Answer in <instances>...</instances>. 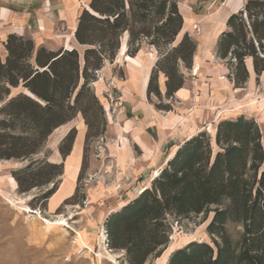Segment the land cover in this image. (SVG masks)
Returning <instances> with one entry per match:
<instances>
[{
	"label": "trees",
	"instance_id": "16d2710c",
	"mask_svg": "<svg viewBox=\"0 0 264 264\" xmlns=\"http://www.w3.org/2000/svg\"><path fill=\"white\" fill-rule=\"evenodd\" d=\"M182 0H90L79 17L75 38L86 46L50 50L32 38L10 34L7 55L0 56V160L29 159L60 126L82 113L88 136L95 127L93 106L99 104L91 82L113 61L127 36V54L136 56L146 45L160 55L147 95L162 97L184 84L182 68H192L198 42L185 32ZM88 8V9H87ZM216 43L236 87L243 86L251 68L264 76V0H246L232 13ZM22 90L12 93L13 89ZM77 135L73 128L59 151L70 155ZM55 170V172H50ZM64 163L32 160L14 170L19 192L54 183L41 198L58 190ZM213 214L207 230L211 242L191 241L176 249L168 264H264V133L253 117L224 118L214 132L201 130L179 143L149 185L112 210L104 222L108 247L124 252L127 264H145L160 257L170 243L175 222ZM228 223L240 225L234 237Z\"/></svg>",
	"mask_w": 264,
	"mask_h": 264
},
{
	"label": "rangeland",
	"instance_id": "374dc122",
	"mask_svg": "<svg viewBox=\"0 0 264 264\" xmlns=\"http://www.w3.org/2000/svg\"><path fill=\"white\" fill-rule=\"evenodd\" d=\"M87 1L76 3L75 15L60 24L56 33L33 38L36 47L46 39L48 45L76 47L83 55L86 46L75 42L72 31L76 14L89 7ZM227 1H181L186 26L177 42L188 32L198 47L192 68H182L186 79L179 94L166 95V76L161 73L162 97H148L143 78L146 72L150 78L159 52L146 45L130 56L124 36L115 60H106L91 82L102 106L94 105L90 112L95 120L91 135L80 112L57 128L31 158L0 160V264H127L124 252L108 247L106 217L149 185L179 143L201 130L213 133L220 120L242 114L255 118L264 133V76L257 77L249 62V80L236 87L226 61L216 56L217 39L227 28ZM6 55L0 49L3 59ZM21 90L14 88L12 93ZM73 128L79 147L64 159L59 146ZM46 159L64 163V173L56 179L55 199H59L53 211L49 210L51 198L46 201L41 196L54 183L19 192L12 175L32 160ZM212 216L175 222L168 247L145 264H168L171 254L191 241L211 242L207 226ZM228 229L234 237L242 230L235 223H228Z\"/></svg>",
	"mask_w": 264,
	"mask_h": 264
},
{
	"label": "crops",
	"instance_id": "0c3cea01",
	"mask_svg": "<svg viewBox=\"0 0 264 264\" xmlns=\"http://www.w3.org/2000/svg\"><path fill=\"white\" fill-rule=\"evenodd\" d=\"M78 1H84V0H0V49H5V42L10 34H17L21 36L28 35L32 39L33 38L40 39L43 38V36L56 33L58 31V27L60 26V24L69 21V18L72 15H75L74 13L77 11L76 7H78L76 3ZM87 2H90V0H88ZM245 2L246 0H228L226 2V6L224 10V15H225L224 23L227 22V19L232 13L240 10L244 6ZM85 6L87 5L85 4ZM77 14H76V21L74 22V29L72 33L75 42L78 45H80L75 38V31L77 28L78 17H79L78 16L79 14L78 15ZM184 19H185V24H184V29H185L186 26L185 15H184ZM41 45L47 47L50 50H55V51L61 48L63 49L76 48L64 44L58 47H54L48 45L46 39L44 40V42L41 43ZM146 73H147L146 80L143 78V90L147 92L149 73L148 72ZM164 87L166 89L165 81H164ZM181 89H183V87ZM181 89L178 90L176 94H179ZM77 147H79L78 141L74 143V147L70 155H68L67 157L73 156V152L75 149H77ZM15 187H17V185ZM58 192L59 191H57L50 199L49 202L50 211H53L57 208L59 198L55 199V197Z\"/></svg>",
	"mask_w": 264,
	"mask_h": 264
},
{
	"label": "bare ground",
	"instance_id": "6f19581e",
	"mask_svg": "<svg viewBox=\"0 0 264 264\" xmlns=\"http://www.w3.org/2000/svg\"><path fill=\"white\" fill-rule=\"evenodd\" d=\"M197 70V68L195 69V71ZM146 78H147V75L144 77V79L146 80Z\"/></svg>",
	"mask_w": 264,
	"mask_h": 264
},
{
	"label": "water",
	"instance_id": "95a60500",
	"mask_svg": "<svg viewBox=\"0 0 264 264\" xmlns=\"http://www.w3.org/2000/svg\"><path fill=\"white\" fill-rule=\"evenodd\" d=\"M88 9V8H87Z\"/></svg>",
	"mask_w": 264,
	"mask_h": 264
}]
</instances>
